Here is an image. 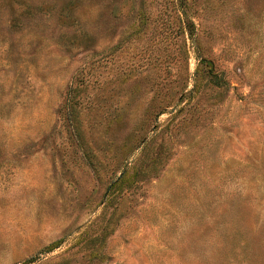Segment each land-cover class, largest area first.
<instances>
[{
	"label": "rangeland",
	"instance_id": "rangeland-1",
	"mask_svg": "<svg viewBox=\"0 0 264 264\" xmlns=\"http://www.w3.org/2000/svg\"><path fill=\"white\" fill-rule=\"evenodd\" d=\"M0 264H264V0H0Z\"/></svg>",
	"mask_w": 264,
	"mask_h": 264
},
{
	"label": "trees",
	"instance_id": "trees-1",
	"mask_svg": "<svg viewBox=\"0 0 264 264\" xmlns=\"http://www.w3.org/2000/svg\"><path fill=\"white\" fill-rule=\"evenodd\" d=\"M121 178H122V175L117 176L116 179H115V182H116V181H117V182L120 181Z\"/></svg>",
	"mask_w": 264,
	"mask_h": 264
}]
</instances>
